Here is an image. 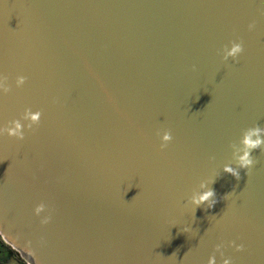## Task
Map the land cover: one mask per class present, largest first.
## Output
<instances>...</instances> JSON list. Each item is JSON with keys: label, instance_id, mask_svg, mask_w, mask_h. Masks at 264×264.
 <instances>
[{"label": "water", "instance_id": "obj_1", "mask_svg": "<svg viewBox=\"0 0 264 264\" xmlns=\"http://www.w3.org/2000/svg\"><path fill=\"white\" fill-rule=\"evenodd\" d=\"M0 82L23 135L0 136V233L24 261L264 264V148L224 171L264 129V0H0Z\"/></svg>", "mask_w": 264, "mask_h": 264}, {"label": "clouds", "instance_id": "obj_2", "mask_svg": "<svg viewBox=\"0 0 264 264\" xmlns=\"http://www.w3.org/2000/svg\"><path fill=\"white\" fill-rule=\"evenodd\" d=\"M242 51V44L234 43L227 54L232 56L233 59H236L238 55L242 53ZM0 87H3L2 82H0ZM4 90L7 91L6 88ZM33 121L35 122V117H33ZM20 127V124L17 122L14 129H10L7 127L0 128V136H2L4 133H8L9 135L16 136L18 139L22 140L23 135L20 132ZM163 140L165 142L172 140L171 134L165 133ZM241 144L243 145V147L238 149L234 154L236 167H232L230 164L225 165L224 167V171L232 175L236 179L240 178V169H246L248 173V171L251 170V168L256 163V161L252 158L251 153L257 148H264V129H261L259 127L248 129L245 132L243 139L241 140ZM212 183H214V180L212 179L202 181L200 184L201 190L199 192L193 193L191 197L187 199L186 204L188 206H191L193 212L202 204H207L209 208H213L218 202L216 199V192L214 188L209 187V184ZM183 231L188 232L190 231V228L184 227ZM0 241H3L2 233H0ZM24 264H30V261L25 260ZM210 264H214V261L210 260ZM225 264H231V261L225 260Z\"/></svg>", "mask_w": 264, "mask_h": 264}, {"label": "rangeland", "instance_id": "obj_3", "mask_svg": "<svg viewBox=\"0 0 264 264\" xmlns=\"http://www.w3.org/2000/svg\"><path fill=\"white\" fill-rule=\"evenodd\" d=\"M3 253L5 256H8V262L9 264H21L18 258H21L20 256H17L15 253H12V251L9 249L7 244L4 241H0V254Z\"/></svg>", "mask_w": 264, "mask_h": 264}, {"label": "trees", "instance_id": "obj_4", "mask_svg": "<svg viewBox=\"0 0 264 264\" xmlns=\"http://www.w3.org/2000/svg\"><path fill=\"white\" fill-rule=\"evenodd\" d=\"M7 246L12 251V253H15L17 256H20V254L18 252H16L15 250H13L9 245H7ZM0 264H9L8 257L5 256V254H3V253L0 254ZM21 264H24V260H21Z\"/></svg>", "mask_w": 264, "mask_h": 264}, {"label": "flooded vegetation", "instance_id": "obj_5", "mask_svg": "<svg viewBox=\"0 0 264 264\" xmlns=\"http://www.w3.org/2000/svg\"><path fill=\"white\" fill-rule=\"evenodd\" d=\"M7 256V255H6ZM8 257V256H7ZM19 259V261L21 262V260H23L22 258H18Z\"/></svg>", "mask_w": 264, "mask_h": 264}]
</instances>
